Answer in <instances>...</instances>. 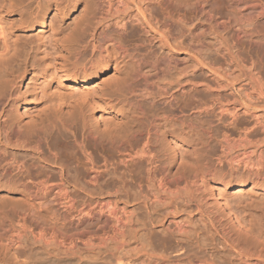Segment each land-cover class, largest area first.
I'll list each match as a JSON object with an SVG mask.
<instances>
[{
    "label": "bare ground",
    "instance_id": "bare-ground-1",
    "mask_svg": "<svg viewBox=\"0 0 264 264\" xmlns=\"http://www.w3.org/2000/svg\"><path fill=\"white\" fill-rule=\"evenodd\" d=\"M93 1L95 10L111 17L97 28L56 30L46 16L39 19V59L29 72L26 59L22 71L17 63L23 47L8 17L18 16V30L31 27L28 11L42 0H0V264H264V204L245 206L239 193L249 184L264 197V94L238 99L213 93L194 69L216 79H225L227 70L202 44L186 42L197 30H225L234 17L246 19V28L233 26L222 56L246 67L241 42L259 46L258 61L250 60L248 69L250 80L260 81L264 0ZM45 2L60 13L82 5ZM142 34L151 43L147 56L140 50ZM155 40L161 53L153 50ZM182 52L191 63L180 70L172 57ZM112 62L118 76L107 83L102 78ZM29 73L33 102L53 115L78 117L84 133L66 128L51 144L38 135V124L16 115L19 81ZM182 183L190 184L189 191L176 196ZM171 196L182 199L172 204L174 216L207 219L205 235L220 239L218 257L201 246L196 231L183 234L182 225L176 234L138 235L144 229L128 223L118 206L142 202L148 208ZM133 243L140 244L138 252L123 255L120 248Z\"/></svg>",
    "mask_w": 264,
    "mask_h": 264
},
{
    "label": "rangeland",
    "instance_id": "rangeland-1",
    "mask_svg": "<svg viewBox=\"0 0 264 264\" xmlns=\"http://www.w3.org/2000/svg\"><path fill=\"white\" fill-rule=\"evenodd\" d=\"M85 1H87L85 2V5H86L85 7H84V0H82V5L80 7H77V9H75L74 11L64 12V13H60V11L56 12L55 8L48 10L45 0H42L39 6H37L36 4H33L30 7L26 17L27 19H29V21H33L34 23L31 27H27L22 30H18V26H16L17 25L16 21L18 20L17 15L8 17L11 21H13L12 24H14L15 26V27L14 26L12 27L16 30L14 31V33H15V36H17L18 38V45L21 47V49L23 47L22 52L18 54V59H17L18 60L17 63H19V65L22 66L21 71L24 67L23 65H25L23 62L25 59L27 60L25 61L27 62V66L31 64L36 65L39 59V56L35 54L34 47H35V44L37 43V35H38L37 28L40 25L39 19L42 16L44 17L46 16L48 24L54 27L56 30L68 29L69 31L72 30L78 33H82L85 29L92 28L90 26L92 25L95 26L94 24L99 23L101 20L103 21H101L102 23H99V24H102V25H104L109 20H111V19H108L110 15L106 17L108 15L107 13L105 14L101 12L102 13L101 14L97 9L95 10V8L97 7L95 6V3L93 0H92L93 2L91 0H85ZM102 15L104 16V18L106 17V19H103ZM233 20H234V24H231V26L229 25L225 30H223L222 27L217 30H210V29L205 28V30L203 29L197 30L196 32L191 34V36L187 38L184 37V39L186 38V42H189L190 40H192L195 43L199 42L200 44H202L205 47V50L211 51L212 60L216 61L219 65H222L227 70V76L225 79H216L212 77L211 74L207 75V73L205 74L206 71L202 72L198 68L194 69L193 75H196L199 81L208 82L212 86L213 93L232 94L238 99H243L245 95L246 96L248 95L257 96L260 93L264 94V69L260 70L261 71L260 77H262L261 80L256 81V82L250 80L249 70L251 69H248V68H251L250 66H248L250 62L258 61L259 57H258L257 52L260 51L259 46H252L246 41L241 42V45L239 46V51L241 53L239 54V58L241 59L243 57L247 59L245 60L242 58L243 64L246 66V67L243 66L244 68L242 66H236L235 63H233L226 57L222 56L224 52L221 50V48L225 47V45L227 46L228 44L227 41H229L231 37H233L234 30H235L234 27L236 26L235 24H237V26L246 28L245 27L247 24V21H245L246 19L242 18L243 21L242 20L236 21L237 19L234 17ZM238 22L239 23L241 22L243 24L240 23L241 25L240 24L238 25ZM88 25L89 27H87ZM134 25L135 27L138 26L137 23H135ZM98 26L99 25L96 24V26L93 28H97ZM142 35L145 39L148 38L147 35L145 36L144 34ZM155 42L156 40L153 43V50L155 51V54H158L160 51H158V48L156 45L157 42L156 43ZM150 44L151 43H149L147 39L144 41V45L140 47L141 52L144 50L142 54L146 53V56L149 55L147 49L148 47L151 46ZM26 46L33 47V51L25 50ZM213 52H216L218 54L216 55V53H213ZM188 56L189 55L186 52H182L180 53L178 57L173 56L172 61L176 65L177 68H179L180 70H183L187 66H189V64L191 63V60L189 59ZM13 59L15 60V57H11L7 61H12ZM245 61L246 62L248 61L247 62L248 64ZM113 65H114V62H112L110 69L107 70L106 74L102 78L104 79V82H107V83L113 82L114 79L117 78L118 73L115 71L116 70L115 65L114 66ZM160 65H161V62H159V66ZM28 70L29 72H32V68H30V66H28ZM190 73L191 72H189V74ZM189 74H187V76H189ZM19 82L21 86L18 90V93H19V96L22 98V100L19 102L20 107H18L15 110V113L17 116L19 115V113L24 114L22 115L23 117L21 118L24 123L38 124L37 125L38 127H36V131L40 137H46L48 138L51 144H54L56 134L66 132L65 130L66 128H69L70 130L76 133H84L83 126H82L83 122L82 121L80 122L78 117L77 118H74L73 116L69 117L64 114L60 116H56V115L51 114L49 109H47L46 106L41 105V104H35L33 102L32 95L34 93L35 87H34V84L32 83L30 73L27 74L25 77L23 76V78L20 79ZM100 82H101V79H100ZM148 89L149 90L153 89V91L156 92L155 85L148 86ZM39 90L41 91L42 87L39 88ZM199 91H202V88H199ZM23 100H24V103H23ZM147 100L148 102L150 101V99H147ZM157 102L160 103L159 100H157ZM24 105L27 107L25 110L22 108V106ZM17 110L20 112H17ZM214 152H215V149H214ZM214 152L210 153L211 161H214ZM59 154H60L59 156L62 159L67 157V155H65V153L63 152H59ZM93 154H94V150H93ZM104 155L107 156V158L110 157V154L108 152H104ZM22 156L23 155H18V158L22 159ZM94 156L96 158L98 157L96 152ZM189 187H190V184L182 183L179 189L177 190L178 194H176V196H179V194L180 195L182 194V197H184V195L189 191ZM142 190L150 199L153 198L151 189L146 187V183L144 181L142 182ZM239 193L240 195H242L241 200L243 203L246 204L245 206L251 205V204L252 206H260L264 204V197H262L261 191L258 192L255 189H251V186L249 184H247L242 189V191ZM79 197H80L79 200L84 198V202L87 203L88 205H91V204L94 205L93 203L94 201L88 200L87 196L80 194ZM171 198L172 199H168L165 197L164 199H162L161 202H158V203L155 202L153 205H149L148 208L144 207L142 205V202L124 203L121 200H120L121 202L118 203V206L120 210H123L125 212V216L127 217L128 223L132 222L136 227H138L137 230L139 231H142L144 229V231L140 232L138 235L142 234L146 238L149 236L157 238V237H161L163 235H167L170 233L176 234L177 226L182 225L184 229L183 234H186V233L189 234L190 232L196 231L199 234L198 236H199V241H200L201 246H203L204 248L210 247L209 250L213 249L214 251L213 250L211 251L217 254V257H218L219 255L218 252H221L219 250L220 239L215 234H213L212 237H209V236L207 237L205 235V230H204L205 228L203 227L204 225H207V221H206L207 219L203 217L202 220H199L198 218L194 221L195 223H192V221H189V219L185 217L186 214H184L183 216L182 215L174 216L172 214L173 213L172 204L175 202H180L182 199L181 197L176 199L174 196H171ZM170 210H172V212H170ZM166 227L170 228L169 231H166L165 229ZM97 233L101 234L99 230L97 231ZM97 242L95 241V244ZM106 244L107 246H105ZM106 244L103 245V248L100 247V250H105V248L111 246L110 242ZM96 245L97 247L98 245L102 246L100 242L97 243ZM139 245H137V243H133L129 247H127L126 245L123 248H120L121 253H123V255L125 254V256L128 255L127 257L134 256L139 250ZM211 246L213 247L211 248ZM97 247L95 248L99 250V247L98 248ZM90 255L91 254H89V256ZM221 255H225L231 261L233 259L232 257L230 258V254L228 252L221 253ZM100 262L101 261H96V263H100Z\"/></svg>",
    "mask_w": 264,
    "mask_h": 264
}]
</instances>
